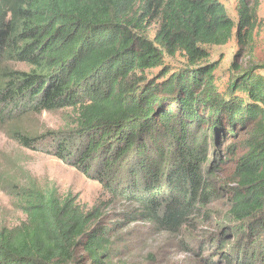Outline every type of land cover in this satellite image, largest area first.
Instances as JSON below:
<instances>
[{
	"label": "trees",
	"instance_id": "16d2710c",
	"mask_svg": "<svg viewBox=\"0 0 264 264\" xmlns=\"http://www.w3.org/2000/svg\"><path fill=\"white\" fill-rule=\"evenodd\" d=\"M223 1L0 0V123L12 107L73 108L54 155L170 230L201 214L222 183L232 189L223 235L238 238L234 259L264 264V76L232 59L221 90L212 59L235 37L237 56L249 45L263 0H236L237 22ZM236 130L245 152L222 180L220 142ZM17 193L26 220L0 228V264H78L79 246L101 263L111 230L96 223L101 211L54 186Z\"/></svg>",
	"mask_w": 264,
	"mask_h": 264
},
{
	"label": "rangeland",
	"instance_id": "374dc122",
	"mask_svg": "<svg viewBox=\"0 0 264 264\" xmlns=\"http://www.w3.org/2000/svg\"><path fill=\"white\" fill-rule=\"evenodd\" d=\"M223 3L230 17L237 22L236 0H224ZM155 31L156 24L150 28V37ZM239 49L236 37L226 45L212 48V59L221 61L216 72L221 90L225 89L227 67L232 59L244 69L257 68L256 72L264 76V0L257 11L252 39L237 56ZM184 60L185 57L179 55L168 62L176 68ZM9 66L17 70L29 69L23 63L11 62ZM13 108L3 114L0 123V228H12L26 220L23 201L17 193L21 188L54 186L62 198L73 196L84 210L97 208L101 211L96 223L102 229H111L105 235L108 240L106 250L97 258L101 263L93 262L79 246L78 264H239L234 259L236 252L230 250L238 238L233 234L223 235L231 226L227 215L231 188L217 183L219 196L211 203L201 205V214L192 215L175 230L167 229L153 219L141 216L142 210L138 206L116 200L98 181L54 155L56 139H63L62 135L75 125L73 108L39 113L14 111ZM15 132L36 136L35 147L21 145L13 138ZM235 132L236 135L220 142L224 161L219 173L222 180H230L237 158L245 152L244 132ZM229 236L231 239H226ZM229 242L232 245H228ZM228 254H232V258H226Z\"/></svg>",
	"mask_w": 264,
	"mask_h": 264
}]
</instances>
